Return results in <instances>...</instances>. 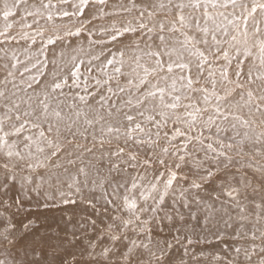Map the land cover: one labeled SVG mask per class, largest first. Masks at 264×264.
Wrapping results in <instances>:
<instances>
[{"label": "snow or ice", "instance_id": "1", "mask_svg": "<svg viewBox=\"0 0 264 264\" xmlns=\"http://www.w3.org/2000/svg\"><path fill=\"white\" fill-rule=\"evenodd\" d=\"M45 173L59 264H264V0H0V239Z\"/></svg>", "mask_w": 264, "mask_h": 264}, {"label": "clouds", "instance_id": "2", "mask_svg": "<svg viewBox=\"0 0 264 264\" xmlns=\"http://www.w3.org/2000/svg\"><path fill=\"white\" fill-rule=\"evenodd\" d=\"M63 179L64 173H61V180L49 185L47 173H45L43 183L40 178H37L33 185L19 190L23 206L12 207L9 212L15 214L21 225L27 224L28 230L25 231L20 226L14 237L0 239V264H59L54 257L53 248H60L59 241L65 237L71 239V234L79 231L77 225L83 218L81 210L70 212L61 207L62 198L59 192L68 191L63 186ZM82 194L85 199L91 197L92 192L88 185H82ZM3 212V207H0V214ZM215 231L225 232L224 240L231 242L227 234L229 230L221 223L218 229H205L203 226L197 228L196 232L202 234L198 244L204 246L215 243L218 239L213 234ZM21 238H24L23 244L20 243ZM68 246L64 244L63 247ZM226 247L227 244L222 243L215 250ZM229 255H233L231 251ZM65 264H70V261L65 260ZM193 264H195V257Z\"/></svg>", "mask_w": 264, "mask_h": 264}, {"label": "rangeland", "instance_id": "3", "mask_svg": "<svg viewBox=\"0 0 264 264\" xmlns=\"http://www.w3.org/2000/svg\"><path fill=\"white\" fill-rule=\"evenodd\" d=\"M116 179H117V180H119V179H120V177H119V176H116Z\"/></svg>", "mask_w": 264, "mask_h": 264}]
</instances>
